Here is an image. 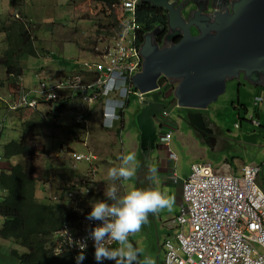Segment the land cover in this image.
Listing matches in <instances>:
<instances>
[{
  "label": "clouds",
  "instance_id": "9594fccd",
  "mask_svg": "<svg viewBox=\"0 0 264 264\" xmlns=\"http://www.w3.org/2000/svg\"><path fill=\"white\" fill-rule=\"evenodd\" d=\"M24 2L25 0H23L21 8L19 9L13 8V12L10 14V16L5 21L2 22L10 21L9 19H11V17L15 19H20L25 22L27 28L26 30L29 32L30 36L34 37L28 26L29 23L27 20V16L25 14H22V7L24 5ZM172 2L174 1L170 0V3ZM143 3H150V2L137 0L134 3V6L128 8L129 6L126 5L125 0H119L118 7L116 8H120L122 14L121 30L120 32L115 31L116 35L108 39L110 41L108 45H104L105 36L104 37L100 35L95 36V41L93 43L95 42L96 43L95 45L93 44V53L91 54V56L88 54L90 57L89 60L83 62L82 64L80 62H75V61H67V60L59 61L61 66L56 69L58 70L56 75H47L49 72L46 73L41 72V71L45 72L44 69H47L50 66L41 68L38 72L33 74V77L35 79L34 84L29 82V85H26L25 82L23 81L24 66L23 64H21V62H20L21 71L19 75H16L13 72H11L6 66L4 62V53L8 49V43L6 41V34L4 32H1L5 36L7 48L0 55V103L2 104V106L0 107V115L2 111H4L5 109L7 110V112L0 116V137L3 135V132L7 128L9 109H16V110L32 109L33 111H36L38 109V105L40 104V102H43L45 107L48 109L46 111L43 110L41 116L42 118H44V124L45 123L49 124L48 118H50L51 127L52 126L58 127L57 131L62 129L61 132L63 131L62 132L63 136H60L61 139L60 144H57L58 146L56 145L55 152L52 153L53 156H47V157H54V158L62 157L67 159V166L73 172L74 177L71 178L70 180H63V179L53 180L51 176L43 185L42 191L36 190V197L42 202L46 200H51L53 202L55 201L67 202L69 208L78 215L77 220L70 222L69 224H65V226L62 228L59 234L60 239L57 241L53 252L56 255L70 253L73 256L74 254L75 255L74 264H155V261L150 258L141 260V255H142L141 250L133 245L129 237L140 231L142 224L146 222L149 213H157L163 209H167L171 211L175 203L174 196H169L167 193L160 191L156 187H149V188L131 187L123 195L117 196L118 189L114 183L107 187L106 190L107 198H104L103 200L95 199V193H96L95 190L99 189L100 184H102V181L100 182L98 180V170L94 165L96 159L90 144L91 128L95 123L94 120L96 121L99 120L101 128L106 132L109 133L113 132L117 134L116 136L121 137L122 134V131L120 130L121 124L119 123L124 121V113L126 111V108L129 107L131 103V99L138 98L142 103L146 95L148 94L152 95V93H145V94L142 93L134 86L133 83L134 77L138 73H140L143 69L144 58L141 55V47L145 40V36L148 33H151L154 30L159 29L160 32L155 38L159 47H162L164 44V36L169 31L168 23L166 25V30L165 27L161 25H155V27L152 30L145 32L143 34V39L141 41L139 40V34L142 33L144 26L138 22L136 17L137 16L136 12L138 6H140ZM180 3L181 2H178V4ZM153 7H157V6H153ZM193 7L195 6L193 5ZM158 8L163 10L167 17V11L164 8L161 7ZM214 9L215 8L211 4H208V7L205 11L207 13H211ZM128 17L132 18L130 24H127ZM29 20L32 21L31 19ZM97 34H100V31L99 32L97 31ZM101 34L103 33L101 32ZM118 41L119 42L123 41L124 44L127 45L126 48L127 55L123 60L124 64L129 65L130 63L134 62L136 59L139 60L140 68L137 72H135L133 75L130 76L129 85L133 88L134 92L141 94L142 96L139 97V95L137 94L131 95L124 109L120 111V118L114 122V125L111 128L104 127L103 113H102L100 101L92 104L91 106L92 113H89V115L87 116L89 120V123L87 125L85 123L83 124L74 123L69 110L74 108V106L77 104L78 101L80 103L84 94L82 93V91L78 89L66 90L64 88H59V86L68 83L75 76H79L82 80V83H84V81L87 80H92L91 72L89 71L86 63L104 61L103 55L105 54V52L111 48L114 49ZM36 45L37 43L35 39L34 47L36 49L37 56L34 57L39 56L38 55L39 48ZM80 48L83 49L82 46ZM45 51H47V49ZM83 51L86 52L85 50ZM48 52L49 53L47 56L52 61H55L53 60L55 59V56L49 50ZM34 57L25 56L21 61H23L24 59L34 58ZM158 85H159L158 91L160 92L159 98L164 106L161 112L156 115L154 121L157 117L161 119L160 116L166 120L170 117L169 109L167 107L168 97L172 96L173 100L177 103V100L174 96V91L177 85L175 81H172L166 76L161 75L158 79ZM162 87H166L168 89L167 93L163 95L161 90ZM50 91L55 93L57 96L55 98L47 99L48 93ZM261 101L262 98L257 97L255 99V103H256L255 105L258 106ZM170 103L171 102L169 101V104ZM16 104H23V106L16 107L15 106ZM35 105H37L36 108H34ZM176 105H178V103ZM192 111L201 112L199 110H192ZM165 112L168 113L167 117H164ZM49 113L51 115H49ZM115 118H116L115 111L113 110L109 118V123L111 119H115ZM254 123L259 124L256 120H254ZM164 125L165 124L162 122L159 126L164 130V128H166L164 127ZM156 128H157L156 133L158 137L159 134H158L157 123H156ZM168 132H171L172 134V130L169 131L164 130V133L159 136L160 140L161 137ZM63 142L68 143V150H67L68 152L61 151V145ZM161 142L163 141L161 140ZM78 144H81L84 148H86L87 153L78 152L77 150ZM1 147L2 145L0 144V154L3 153ZM74 152L79 154H87V155L90 154L91 160L90 161L81 160L74 162V155H73ZM171 157H173L174 159L177 158V156L174 153L170 152V158ZM120 159H121V165L119 167H112L108 170V177L112 181H116L118 179L130 180L136 174L137 161L134 152H129L128 154L123 155ZM83 162H86L89 165V168L84 171L83 170L79 171L78 167ZM5 163L7 166L4 165ZM194 164H206V163H194ZM10 165L11 164L8 159L5 158L0 159V175L1 172L8 170ZM192 166H191V172H192ZM150 172L151 175L149 176V180H151L154 184L157 183L158 178H157L156 167L154 166L151 167ZM172 177L174 181V179L177 177L176 172H173ZM178 179L179 177H177V180ZM54 181H56V183L54 184L55 192L54 194L50 195L49 188ZM92 187H94V190L89 189ZM5 194H6V190L4 186L0 183V201L3 200ZM62 195L63 198H61ZM181 206L179 212L174 216L173 220L180 213ZM0 218L2 219V223L0 224V238H2L5 241H9L10 243L13 244V246L10 248V251L7 253V256L10 257L11 260V263L9 264H19L18 259L15 257L16 256L15 252L21 253L25 251V248H23L21 244L16 240L17 238H12L10 236L3 234L5 218L2 215H0ZM171 222L169 223V226L171 228L176 229L177 232L178 230L177 227L172 226ZM173 235H168L160 244L161 249L164 253L163 264L165 263V251H164L163 243L166 239L173 237ZM58 242H60L59 246H58Z\"/></svg>",
  "mask_w": 264,
  "mask_h": 264
},
{
  "label": "built area",
  "instance_id": "2783aa9c",
  "mask_svg": "<svg viewBox=\"0 0 264 264\" xmlns=\"http://www.w3.org/2000/svg\"><path fill=\"white\" fill-rule=\"evenodd\" d=\"M136 1L125 3L131 8ZM116 44L105 52L104 61L86 63L92 80L82 83L75 76L59 86L84 94L80 103L69 110L74 123L87 125L92 104L100 101L104 127L111 128L131 95L142 96L129 85L130 76L140 68L139 60L124 64L127 45L123 41ZM56 96L50 91L47 99ZM113 110L116 118L109 123ZM167 115L165 112L164 117ZM171 137L168 132L161 140L168 143ZM67 150L68 143L63 142L61 151ZM73 155L74 162L91 160L90 154ZM260 170L259 165L248 164L238 174L221 175L210 165L194 164L190 176L183 180L180 213L171 222L178 230L163 243L164 264H264V190L258 183Z\"/></svg>",
  "mask_w": 264,
  "mask_h": 264
},
{
  "label": "rangeland",
  "instance_id": "374dc122",
  "mask_svg": "<svg viewBox=\"0 0 264 264\" xmlns=\"http://www.w3.org/2000/svg\"><path fill=\"white\" fill-rule=\"evenodd\" d=\"M174 2H182L183 0H173ZM191 4V3H190ZM191 8H195L192 7ZM117 16L121 15L120 8H115ZM13 12V8L9 4V0H0V23L2 21H5L10 14ZM22 14H25L27 16L28 20V26L32 32V35L36 39L37 47L39 48L38 51V57L34 58H28L21 61V64H23L24 73H23V81L26 85H29L30 83L35 82V79L33 77V74L38 72L41 68L48 67L47 69H44V71H41L42 73L49 72L47 75H56L59 68L61 66L59 61L67 60V61H75L80 62L81 64L87 60L90 59L89 55L93 53V43L95 41V36H102L104 37V45H108L110 41L108 40L111 37H114L116 35L115 29L111 26V12L107 9V7L92 2L91 0H25L24 5L22 7ZM31 19L32 21H30ZM132 21L131 17H128L127 24H130ZM103 28V29H102ZM97 31H100V34H97ZM194 31V30H193ZM101 32L103 34H101ZM107 35H105V34ZM195 33V31H194ZM38 39V40H37ZM83 47L81 49L80 47ZM7 48V44L5 41V36L3 33L0 32V55L3 53V51ZM47 49V51H45ZM48 50L55 56V61H52L47 55ZM85 50L86 52H84ZM89 54V55H88ZM50 59V60H49ZM69 65V64H67ZM4 72V69H3ZM230 83V82H228ZM231 85V84H229ZM239 82L236 81L234 83L232 90L230 87L229 90L226 89V92L221 95L220 99L218 100V103L211 104V106L215 105L218 112L221 114L222 119L228 122V120L231 119H238V111L233 109V107H236L237 105H243L244 107H247L248 114L252 113L254 111V101H255V95L252 92V89L248 92H244L241 97L239 94ZM255 89H259L260 92L264 93L263 87H256ZM162 95L167 93L168 89L166 87H162ZM151 97L150 94L146 95L145 99H149ZM240 98V99H239ZM167 107L169 109L170 117L166 120L163 119L161 116L157 117L155 119L157 125H158V134L159 136L164 133L163 128H160V124L163 122L165 125L164 127H170L174 129L176 126V121L179 117H187L189 114L188 109L179 107L176 105L177 103L173 100V97H168L167 100ZM169 101L171 102L169 104ZM239 101V103H238ZM142 103L138 98L131 99V103L129 107L126 110V124L125 129L122 130L121 137L116 136V133L106 134V136H103V141L101 142L103 145L109 147V143H111L114 140V146L115 149V157L117 159L116 161V167H119L121 165V154L123 150L124 155L131 152V150L136 149L132 144L133 141L137 142L138 145H142V140L139 138V129H138V116L143 110L144 107L141 105ZM16 107H21L23 104H16ZM210 106V107H211ZM37 105L34 106L36 108ZM9 109V117L7 122V128L3 132V135L0 137V144L2 145L1 148L7 143H9L11 140L18 139L20 137V128L19 126L21 123L30 120L32 118L35 119V114L37 117H41L43 110H48L43 102H40L38 105V109L36 111H33L32 109ZM209 110V109H208ZM203 110V111H208ZM239 110V109H238ZM7 110L5 109L2 111L1 115L5 114ZM0 115V116H1ZM221 119V120H222ZM161 121V122H160ZM95 124L94 127L100 126L99 120H94ZM48 123L41 124L39 128L37 129L39 136L37 139V145H36V153H40L41 156L39 157V163L41 165H44V156H53L52 153L55 152L56 145L60 144V136H63V131L61 130L57 131L58 127H51V121L50 118H48ZM171 123V125H169ZM215 124V122H212ZM179 125V124H178ZM101 127V126H100ZM180 131H186L185 128H182L179 125ZM95 129V128H94ZM92 129V131L94 130ZM233 127L231 126L230 130L225 131L224 129L220 128L215 133L218 135L216 137V141L220 146H223L224 144H228L231 147V151L227 150L229 152L230 156H232V152H235L237 150V144L239 147V150L242 152V156L246 158L247 160H250L251 158L255 157L257 153L254 152V148H252V144L246 143L245 145H242L238 143V139L235 138L233 135V132L231 131ZM259 129V128H258ZM244 133V132H243ZM92 134V132H91ZM244 135V134H243ZM243 135L240 137V140L243 139ZM138 139V140H136ZM251 140H254L251 138ZM253 142H258V140H255ZM132 145V146H131ZM58 146V145H57ZM123 146V147H122ZM171 151L174 153L177 158H168L169 164L172 165L173 163H176V168L178 171L182 173L184 178H187L191 173V165L192 163L188 160V151L187 149L181 151L178 148L174 147V145L171 144ZM140 149V148H139ZM77 150L80 153H87V149L84 148L81 144L77 145ZM163 153L169 157L170 151ZM101 155V158L94 162V165L96 166V169L99 170V163H102V159L105 158V155L103 153H99ZM136 155V154H135ZM142 160L146 161V158L142 155V158L138 159L136 155V161L137 163L141 162ZM177 160V161H176ZM136 163V164H137ZM5 166L6 163L4 164ZM89 168V165L86 162H83L81 165H79L78 170H87ZM172 171H170L171 173ZM180 173V174H181ZM217 173V172H215ZM219 174V173H217ZM180 177V175H178ZM171 182H173L172 174H170ZM54 180V175L52 174L51 177ZM261 177L259 176V180H261ZM56 181H54L49 188V194L52 195L55 192L54 184ZM134 183V177H132L129 180V184L126 183L125 190L128 191L130 189V186H132ZM150 185H146L145 188L153 187L152 181L150 180ZM177 185V184H175ZM262 188V187H261ZM89 189H93L89 188ZM106 186L100 184V187L98 190H95V199L103 200L106 197ZM264 190V189H263ZM98 192V193H97ZM41 197V195H40ZM85 206V205H83ZM175 207L177 205L173 206V209L171 211L167 209L164 212L168 211L173 214ZM165 215V213H164ZM172 216V215H170ZM169 216V217H170ZM169 217L163 216L164 220H167ZM159 221V219H158ZM155 229V228H154ZM154 229H151L150 236L146 232L145 234V241L142 242L143 247L145 249V257L150 258L155 261V258L157 255L161 259V256L163 255V252L161 251V246L158 245V240H163L162 233H160L161 236L159 238L156 237V233ZM160 230V229H159ZM149 237V239H148ZM58 242V246H59ZM58 251V249H57ZM156 264V262H155Z\"/></svg>",
  "mask_w": 264,
  "mask_h": 264
},
{
  "label": "water",
  "instance_id": "95a60500",
  "mask_svg": "<svg viewBox=\"0 0 264 264\" xmlns=\"http://www.w3.org/2000/svg\"><path fill=\"white\" fill-rule=\"evenodd\" d=\"M143 1L167 11L169 31L162 47L155 38L159 29L145 36L143 69L133 79L142 93H152L142 102L137 120L142 145L157 138L154 118L164 106L158 91L161 75L177 83L179 107L199 111L217 102L228 82L241 75L251 84L264 85V0ZM208 4L215 8L211 13L205 11ZM188 113L181 118L193 122L200 116Z\"/></svg>",
  "mask_w": 264,
  "mask_h": 264
},
{
  "label": "trees",
  "instance_id": "16d2710c",
  "mask_svg": "<svg viewBox=\"0 0 264 264\" xmlns=\"http://www.w3.org/2000/svg\"><path fill=\"white\" fill-rule=\"evenodd\" d=\"M106 6L111 12V26L116 32L121 30L122 14H116L119 0H91ZM12 8H21L23 0H9ZM136 17L143 27V34L155 25L165 27L167 17L163 10L150 3L138 6ZM2 22L0 32L6 34L8 49L4 53V62L16 75L20 74V62L25 56H37L34 37L26 30V24L12 18ZM139 41V42H140ZM49 115H51L49 113ZM32 118L21 123L20 137L11 140L2 148L0 159H8V170L1 172L0 183L6 194L0 201V215L5 218L3 234L16 240L25 251L15 252L19 264H74V254H54V248L60 239L59 234L65 224L78 219V215L69 208L67 202L40 201L36 190H43V185L54 175V179L70 180L73 172L67 166V159L44 156V165L39 163L40 153H36L39 133L37 129L44 124V118ZM23 161V162H22ZM63 198V195L61 196ZM48 199V198H46Z\"/></svg>",
  "mask_w": 264,
  "mask_h": 264
},
{
  "label": "crops",
  "instance_id": "0c3cea01",
  "mask_svg": "<svg viewBox=\"0 0 264 264\" xmlns=\"http://www.w3.org/2000/svg\"><path fill=\"white\" fill-rule=\"evenodd\" d=\"M236 81L239 82L238 89H240V97L244 92H248L252 89V92L255 95L254 99H256L257 97L262 98V101L258 106L255 105L256 103L254 101V111L251 114H248L247 107H244L243 105H237L236 107H233V109L238 111L239 120L231 119L227 122L222 119L221 114L218 112L215 105H213L211 107L209 106V110L207 109L208 111L195 112L199 113L200 116H194L193 122L188 120V118H179L176 121V126H174V129L170 128L169 126L164 128V130L166 131L172 130V138L170 139L169 143L161 142L159 136L156 138L155 141H153L152 144L148 142L142 146L138 145L136 141H133L132 145L136 149L131 150V152H134L137 155L138 159L142 158L143 155L144 158H146V161L142 160L141 162L136 164V174L134 176V183L132 186H130V188H145L147 184L148 186H151L149 180V176L151 175L150 169L154 166L157 169L158 182L155 184L152 182L153 187H156L160 191L167 193L169 196H174V205H177V207H175L174 209L173 214L168 211L164 212L165 210H161L157 213H149L147 220L145 223L142 224L140 231L129 237L133 245L141 250V260H144L146 254L142 244V242H144L146 239V232L150 236V233L152 232L151 229L153 230L155 228L154 231L156 233V237L159 238V236H161L160 233H162L163 240L168 235H173L176 232V229L171 228L169 226V223L179 212L180 206L182 204V184L183 180L186 178H184L182 173L177 170L176 163H173L172 165L169 164L168 158H170V155L169 157H167L163 153V151H170L172 153L170 147L171 144L179 150L181 149V151L187 149L189 155L188 160L192 163V165L194 163H206L211 165L214 171L221 174H238L241 172L243 166L245 165H259L261 167L259 176L261 177L262 175V178L261 180H259L258 177V183L260 187L264 189V93L260 92L259 89H255L256 87L264 88V85L251 84L246 81L242 75L240 79H234L230 81L229 84L231 85L228 84V87L234 90L233 86ZM227 90H229V88H227ZM218 100L217 104H219ZM1 106L2 104L0 103V107ZM188 111L190 112L192 110ZM254 120H256L259 124L254 123ZM126 121L127 120L125 111L124 121L119 123L121 124V131L125 129ZM213 121L215 122V124L212 123ZM178 124L182 128H185L187 132L180 131ZM169 125H171V123ZM231 126L233 127L231 131L233 132L235 138L238 139V143L245 146L246 143L252 144L254 152L257 153L255 157L251 158L250 160L244 158L242 156L241 150H239L238 144L237 150L235 152H232V156H230L227 150L231 151V147L228 144H224L223 146H220L218 144V142L216 141V137L218 135L215 132L220 128L224 129L225 131L230 130ZM92 129L94 130L92 131ZM91 132L92 134L90 137V144L96 159L95 162L101 158V155L99 153H103L105 155V158L102 159V163H99L100 167L98 170V180L100 182L102 181L103 185H105L106 188L114 183L118 189L117 196L123 195L126 192L124 186L126 185V183L129 184V180L118 179L116 181H112L108 177V170L112 167H116L117 161L115 157V149L113 148L114 140L109 143V147L101 143L103 141V136H106V134H111L114 136L113 132H106L100 126H92ZM242 135L243 139L240 140V137ZM251 138L254 140H251ZM255 140H258V142H253ZM121 151V156H123V150ZM170 171L172 172L170 173ZM173 172H176L177 177H179L178 175H180L177 181H173L177 185L173 184L170 180V174L173 175ZM163 216L170 217L167 220H164ZM1 223L2 219L0 218V224ZM157 240L158 245L160 246L163 240ZM12 246V243L0 238V264L11 263L10 257L7 256V253L10 251V248ZM155 262L156 264H163L164 253L161 256V259L157 255V257L155 258Z\"/></svg>",
  "mask_w": 264,
  "mask_h": 264
},
{
  "label": "flooded vegetation",
  "instance_id": "af4514ba",
  "mask_svg": "<svg viewBox=\"0 0 264 264\" xmlns=\"http://www.w3.org/2000/svg\"><path fill=\"white\" fill-rule=\"evenodd\" d=\"M183 1H188V0H183ZM189 3H191V2H189ZM191 4H192V3H191ZM193 34H195L194 31H193ZM175 40H176V38H175ZM176 41H178V40H176Z\"/></svg>",
  "mask_w": 264,
  "mask_h": 264
}]
</instances>
